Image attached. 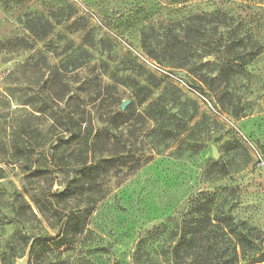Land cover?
I'll list each match as a JSON object with an SVG mask.
<instances>
[{
    "label": "rangeland",
    "instance_id": "obj_1",
    "mask_svg": "<svg viewBox=\"0 0 264 264\" xmlns=\"http://www.w3.org/2000/svg\"><path fill=\"white\" fill-rule=\"evenodd\" d=\"M208 215L264 264V0H0V264H203Z\"/></svg>",
    "mask_w": 264,
    "mask_h": 264
},
{
    "label": "trees",
    "instance_id": "obj_2",
    "mask_svg": "<svg viewBox=\"0 0 264 264\" xmlns=\"http://www.w3.org/2000/svg\"><path fill=\"white\" fill-rule=\"evenodd\" d=\"M220 12H216L212 15V18L217 21V22H221V18L219 16ZM30 29H33L32 27H30ZM235 49V48H234ZM161 84L159 83H155L154 87H160ZM153 93V91H152ZM151 93V94H152ZM148 98H146L144 101L145 102ZM153 101H151L152 103ZM150 104V103H149ZM151 105V104H150ZM200 122H197L196 125H198ZM23 150V149H21ZM208 219L210 221V225L213 227H217L218 229L221 230V235L223 236H227V239H229L230 241H232V239L235 240V248L232 250H229V252H226L224 250L219 251L215 249H208L205 254L201 255V262H203V264H237L238 261L240 260V255L238 254L237 250H236V246L240 245L242 248L241 254L244 255L245 253V244L246 242H248L247 239V234L245 232L242 231V229H239L238 226H236L235 222H234V218L231 215H226V216H218V215H214V217H211L210 215H208ZM194 232H197V230H195ZM193 232V233H194ZM233 237V238H232ZM194 237L191 236L190 239L192 240ZM220 238H213L210 239V242H213V244H215L216 242L219 243ZM259 249L257 247L253 248V251L256 253L259 252ZM242 256V255H241ZM260 260L257 261H264V252H262L260 254V257L258 258Z\"/></svg>",
    "mask_w": 264,
    "mask_h": 264
},
{
    "label": "water",
    "instance_id": "obj_3",
    "mask_svg": "<svg viewBox=\"0 0 264 264\" xmlns=\"http://www.w3.org/2000/svg\"><path fill=\"white\" fill-rule=\"evenodd\" d=\"M129 103V100H125L123 103H122V109L124 110V108L127 107ZM213 148V156L216 158V159H219V156H220V151L219 149L213 145L212 146ZM30 248V247H29ZM31 249V248H30ZM30 249L29 251L27 252V254H25L22 258H19L17 264H28L27 261H28V257H29V252H30Z\"/></svg>",
    "mask_w": 264,
    "mask_h": 264
},
{
    "label": "built area",
    "instance_id": "obj_4",
    "mask_svg": "<svg viewBox=\"0 0 264 264\" xmlns=\"http://www.w3.org/2000/svg\"><path fill=\"white\" fill-rule=\"evenodd\" d=\"M171 76H173V75H170V78H171ZM176 78H177V77L173 76V79L171 78V80L174 81L177 85L183 87L182 82H179ZM193 94H194V93H193Z\"/></svg>",
    "mask_w": 264,
    "mask_h": 264
}]
</instances>
